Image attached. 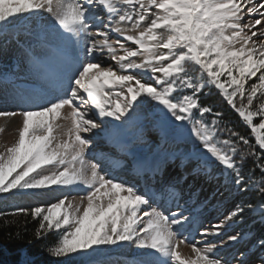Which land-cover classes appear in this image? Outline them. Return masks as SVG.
Here are the masks:
<instances>
[{
    "label": "snow or ice",
    "instance_id": "6c2138e0",
    "mask_svg": "<svg viewBox=\"0 0 264 264\" xmlns=\"http://www.w3.org/2000/svg\"><path fill=\"white\" fill-rule=\"evenodd\" d=\"M0 41V61L26 66L0 87V104L14 106L0 118H18L0 151V194L48 201L0 212L25 217L23 230L0 221L16 227L6 239L27 235L31 220L28 242L54 264H128L118 254L133 247L135 264H249L243 251L223 253L264 206L237 203L205 223L191 188L157 177L189 161L194 176L215 166L232 177L229 192L254 185L264 196V0H0ZM214 90L248 136L204 102ZM101 139L127 162L97 155Z\"/></svg>",
    "mask_w": 264,
    "mask_h": 264
},
{
    "label": "rangeland",
    "instance_id": "374dc122",
    "mask_svg": "<svg viewBox=\"0 0 264 264\" xmlns=\"http://www.w3.org/2000/svg\"><path fill=\"white\" fill-rule=\"evenodd\" d=\"M160 31H163L161 29ZM114 39H121L116 37L113 34ZM121 42L122 41L121 39ZM3 43V41H0ZM126 43V42H125ZM135 47V46H132ZM138 59V58H133ZM26 66L21 64L20 69L13 73V66L10 60H3L0 61V82H3V77L5 74H12V75H23ZM21 83H33V81H18ZM3 87V85H0ZM12 105H4L0 104V111L2 110H13ZM63 111L61 115L63 116ZM18 118H0V127L4 128L3 132H0V151L6 145H10L14 142L16 133L14 129L16 128ZM57 123L63 124V120H58ZM144 146L137 144L135 146L136 151H140ZM188 148H191V145H188ZM97 155L99 156H106L109 157L110 160H121L125 163L127 162L128 158L123 154L122 151L114 147L113 145L107 143L105 140L101 139L97 141ZM91 162H95L94 157L89 158ZM108 164V161H105ZM110 166V165H109ZM193 166L192 162L185 161L181 163L180 161H176L169 169V175H165L163 177H157V179H172L173 183L179 182L180 187L184 189L186 193L189 188H191L196 194L192 199L201 201L202 203L198 204V212L200 214V219L207 223L211 222H218L219 219H222L225 214L235 205L238 203L236 198V192L233 189L231 192L227 190V188H231V185H228L223 179V175L220 173L215 166H210L204 169L200 175L194 176L189 169ZM114 174L117 178L129 179L130 172L124 173L121 168H115ZM187 176V182L184 181L183 177ZM227 186V188H226ZM179 190V189H178ZM184 196V193H182ZM207 198V199H205ZM17 203L22 205H35L37 203H47V200L36 201L30 197L23 196V197H16ZM183 203V199L181 200ZM251 218L250 212L247 213L243 225H237L234 231H241L243 230L244 233L247 232L248 228V218ZM255 236L245 237L244 241L238 246L233 248H228L224 251V255L231 257L233 254H238L240 251L245 252L249 264H260V251L258 247L255 246L256 241ZM181 252L183 258H189L192 256L194 258V254L191 253L190 248L181 245L178 249ZM142 250H137L135 247L126 250L120 255L122 260H127L128 264H135L134 260L137 258V252Z\"/></svg>",
    "mask_w": 264,
    "mask_h": 264
},
{
    "label": "trees",
    "instance_id": "16d2710c",
    "mask_svg": "<svg viewBox=\"0 0 264 264\" xmlns=\"http://www.w3.org/2000/svg\"><path fill=\"white\" fill-rule=\"evenodd\" d=\"M204 102L207 105L213 107L214 110H220L225 113L226 120H230L232 122V126H234L241 134L248 136L249 130L243 125L242 121L238 117L236 113H234L225 102H223L222 97L214 90L213 93L203 98ZM209 121L211 117L208 118ZM250 141L254 143V140ZM243 149V145H240ZM254 165L251 161V158L248 157L244 160L243 166L241 168L242 173L247 176V172L250 168H253ZM217 168V167H216ZM218 169V168H217ZM219 170V169H218ZM222 174V171L220 170ZM223 179L228 185L232 184V177L226 176L222 174ZM255 179L260 178L259 171L257 170L254 174ZM236 192V198L238 203H250L254 207L259 208L260 206H264V196H261L257 190H255V186L246 193ZM4 195L10 194H0V212H14L17 207H28V205H22L17 203L15 198L11 200L5 201L2 197ZM251 214V218H248V230L247 237L255 236L257 239L264 237V219H261V216L258 211H248ZM3 220H11L15 225L17 221H19V227L21 230L24 228V216H14L8 215L7 217H0V221ZM245 220H247L245 218ZM36 228V224L34 221L29 220L27 224L28 234L23 235L20 239L8 240L5 238V233L11 231L13 233L16 232V227L5 228L3 223H0V264H24V261H28V264H54L52 258L48 257L45 252L41 250L40 243H32L30 244L28 241L32 236L33 230ZM52 241L50 240L49 243ZM260 256L259 258L264 257V249H259Z\"/></svg>",
    "mask_w": 264,
    "mask_h": 264
}]
</instances>
